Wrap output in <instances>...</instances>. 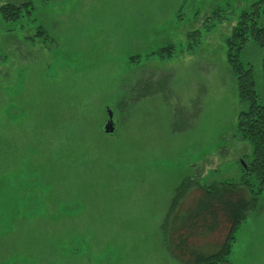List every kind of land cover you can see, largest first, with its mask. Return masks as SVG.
<instances>
[{
    "label": "rangeland",
    "instance_id": "obj_1",
    "mask_svg": "<svg viewBox=\"0 0 264 264\" xmlns=\"http://www.w3.org/2000/svg\"><path fill=\"white\" fill-rule=\"evenodd\" d=\"M9 1L27 4L20 19L0 13V264H195L169 222L189 179L199 187L178 209L194 228L182 234L193 249L216 252L229 224L196 229L202 213L188 210L201 188H229L228 204L241 198L235 188L252 152L237 136L226 40L255 0L0 6ZM169 44L177 53L160 58ZM263 58L254 43L241 55L262 96ZM107 108L112 134L103 130ZM227 264H264V190Z\"/></svg>",
    "mask_w": 264,
    "mask_h": 264
},
{
    "label": "trees",
    "instance_id": "obj_2",
    "mask_svg": "<svg viewBox=\"0 0 264 264\" xmlns=\"http://www.w3.org/2000/svg\"><path fill=\"white\" fill-rule=\"evenodd\" d=\"M26 4L25 2L9 1L0 6L1 16L6 21L20 19L23 16V7ZM262 19H264V0H255L251 3L249 10L241 12L231 36L226 40L228 63L235 77L237 96L241 103L237 118V136L251 144L252 152L250 161L242 168L241 184L235 188V192L238 191L241 198L232 204H228L221 198V191H229V188L212 186L214 188L213 191L201 188L202 194L196 199L194 206L188 210L194 213V216L202 213V216H199L196 222V229L197 227H204L209 230H215L223 222L229 224L227 235L216 252L204 253L202 250L193 249L188 242L189 236L182 234L183 230H188V227L190 229L194 228V221L190 222L189 218L186 220L181 219L179 216L181 210L178 209L180 202L193 189L192 187H199L194 184V179L185 181L177 189V194L173 200V214L170 215L169 222L172 219L174 220L173 229L180 231L176 238L181 237V244L186 241L185 253H181V255L185 256L190 252L193 258L186 261H191L195 264L228 263L233 251L239 224L258 194L264 190V96L257 89L253 67L250 64H245L241 59L243 50L249 43H254L264 48V25ZM190 36L192 38V35ZM193 49L194 47H190L191 51ZM157 53L162 59L171 58L177 53V48L175 45L169 44L161 47ZM262 78L264 82V58L262 60ZM243 189H247L250 194L252 193V196H246ZM178 218H180V223L177 226L176 221ZM196 229H194L195 231L191 230L189 234L196 233Z\"/></svg>",
    "mask_w": 264,
    "mask_h": 264
},
{
    "label": "water",
    "instance_id": "obj_3",
    "mask_svg": "<svg viewBox=\"0 0 264 264\" xmlns=\"http://www.w3.org/2000/svg\"><path fill=\"white\" fill-rule=\"evenodd\" d=\"M107 112H108V117H107V120L103 126V130L107 134H112L115 132V129H116L114 114H113V110L111 108H107Z\"/></svg>",
    "mask_w": 264,
    "mask_h": 264
}]
</instances>
